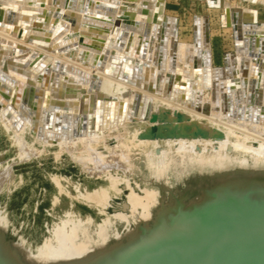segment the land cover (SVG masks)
I'll use <instances>...</instances> for the list:
<instances>
[{
	"label": "bare ground",
	"instance_id": "obj_1",
	"mask_svg": "<svg viewBox=\"0 0 264 264\" xmlns=\"http://www.w3.org/2000/svg\"><path fill=\"white\" fill-rule=\"evenodd\" d=\"M200 1L222 10L220 22L234 39L224 63L211 69L207 16L194 15L188 40L179 38L165 0H0V118L18 149L25 153V132L41 145L92 141L129 122L145 121L150 104L160 101L226 123L227 134L217 130L219 142L250 159L253 168H264V22L249 21L246 4ZM237 2L264 7V0ZM7 174L0 171V185ZM247 174L213 187L211 198L230 186L244 191L252 179ZM0 219V264L89 262V252L72 243L74 234L60 228L55 246L28 256L21 247L5 244ZM226 236L228 230L221 241ZM137 242L132 230L122 248ZM179 247L180 242L171 249ZM104 252L113 264L126 261ZM151 254L128 264H152Z\"/></svg>",
	"mask_w": 264,
	"mask_h": 264
},
{
	"label": "rangeland",
	"instance_id": "obj_2",
	"mask_svg": "<svg viewBox=\"0 0 264 264\" xmlns=\"http://www.w3.org/2000/svg\"><path fill=\"white\" fill-rule=\"evenodd\" d=\"M249 4L244 6L246 18L264 22V7ZM165 6L176 19L179 38L185 40L191 18L205 14L212 49L209 69L224 63L222 57L233 50L234 39L220 22L221 9L210 10L200 0H165ZM229 129L221 121L200 119L157 101L150 104L145 121L129 122L68 147L41 145L25 132L23 153L0 118V171H8L0 185L5 244L21 247L28 256L45 253L56 245L55 234L61 229L74 234L72 243L89 252L88 264H113L109 254L105 256L107 249L119 256L117 260L123 257V264L147 259L153 251V264L205 263L217 251L239 264L259 260L264 168H253L250 159L219 142L217 130L227 134ZM227 139L234 143L231 136ZM240 172L252 178L244 191L226 186L211 198L213 187L221 182L244 178L237 175ZM243 197L248 204L239 214ZM132 230L138 242L122 248ZM224 230L228 238L233 233V243L221 241ZM162 242H180L179 262L164 259Z\"/></svg>",
	"mask_w": 264,
	"mask_h": 264
},
{
	"label": "water",
	"instance_id": "obj_3",
	"mask_svg": "<svg viewBox=\"0 0 264 264\" xmlns=\"http://www.w3.org/2000/svg\"><path fill=\"white\" fill-rule=\"evenodd\" d=\"M214 5L217 6V5H220V3L216 2V3H214ZM195 20H196V17H194V21ZM150 88H152V87H150ZM137 111H138V109H136V112H135L136 114L132 115V117H131L132 119L136 118ZM247 204H248V198L247 197H243L242 198V206L237 209V212L239 214H242L245 211ZM233 237H234V235L232 233L231 237H229V238L227 236L224 237L225 241H222V242L224 244H231V243H233V240H232ZM160 248H162V250H163V253H164L163 256H164V259H166V261H168L169 259L174 258V259H176L175 262H179V260H180V256L179 255L181 253L180 248H179L178 251L173 252V250L171 249V246L169 245V243H166V242H162ZM261 250H262V255L259 258V260H257V261L249 260V261H247V264H264V245L261 246ZM222 256H223V253L221 251H217V252H215L212 255V257L209 260L207 259L205 261V263H203L201 260H198L199 262H197V263L198 264H239V262H237L234 259V257H229V256L228 257H222ZM198 259H200V258H198ZM137 264H150V263L147 262V261L146 262L145 261L144 262L140 261Z\"/></svg>",
	"mask_w": 264,
	"mask_h": 264
}]
</instances>
